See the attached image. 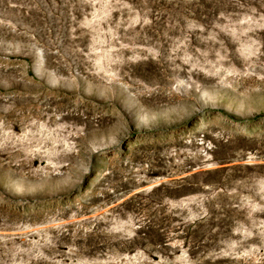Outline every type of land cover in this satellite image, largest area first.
<instances>
[{
    "label": "rangeland",
    "instance_id": "obj_1",
    "mask_svg": "<svg viewBox=\"0 0 264 264\" xmlns=\"http://www.w3.org/2000/svg\"><path fill=\"white\" fill-rule=\"evenodd\" d=\"M0 264H264V0H0Z\"/></svg>",
    "mask_w": 264,
    "mask_h": 264
}]
</instances>
